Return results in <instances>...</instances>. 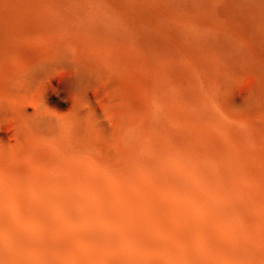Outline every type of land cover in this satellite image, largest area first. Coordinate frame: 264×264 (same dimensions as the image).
Segmentation results:
<instances>
[{
    "label": "rangeland",
    "instance_id": "374dc122",
    "mask_svg": "<svg viewBox=\"0 0 264 264\" xmlns=\"http://www.w3.org/2000/svg\"><path fill=\"white\" fill-rule=\"evenodd\" d=\"M166 161L264 200V0H0L4 181Z\"/></svg>",
    "mask_w": 264,
    "mask_h": 264
},
{
    "label": "bare ground",
    "instance_id": "6f19581e",
    "mask_svg": "<svg viewBox=\"0 0 264 264\" xmlns=\"http://www.w3.org/2000/svg\"><path fill=\"white\" fill-rule=\"evenodd\" d=\"M78 176L0 175V264H264V209L243 191L263 194L226 169Z\"/></svg>",
    "mask_w": 264,
    "mask_h": 264
}]
</instances>
